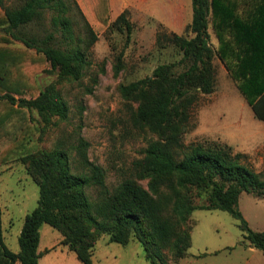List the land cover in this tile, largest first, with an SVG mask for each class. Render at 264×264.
<instances>
[{
	"label": "trees",
	"instance_id": "obj_1",
	"mask_svg": "<svg viewBox=\"0 0 264 264\" xmlns=\"http://www.w3.org/2000/svg\"><path fill=\"white\" fill-rule=\"evenodd\" d=\"M83 2L100 25L110 24V0ZM192 3L193 17L187 28L194 36L173 34L169 38L183 54L180 61L160 64L152 75L120 86L123 98L137 104L131 114L133 125L159 136L148 144L136 166L147 186L129 178L109 190L104 170L88 158L87 141L81 139L78 146L85 172L75 173L65 148L40 149L42 127L31 119V109H36L44 121L53 116L65 120L69 107L60 91L51 84L44 87L28 66L47 62L62 79L79 81L92 63L89 53L97 32L89 27L87 38L77 40L64 0H24L15 7H7L0 0L5 8L0 26L8 24L10 34L17 39L20 36L11 30L52 11L53 24L69 44L59 45L54 33L43 39L22 37L39 57L0 46V101L8 105L0 110V165L22 158L39 186L38 206L25 216L18 252L5 242L0 208V264H39L40 228L45 223L61 232V244L74 251L83 264H93L94 248L104 233L111 241L124 245L136 238L153 264H169L168 254L178 262L189 256L192 214L198 208L229 212L239 221L243 237L264 255V232L253 230L239 209L243 192L264 198V173L243 163L241 154L229 145L187 146L183 141L193 104L201 93H211L215 86L213 60L217 52L208 32L211 12L220 57L240 81L239 88L248 104L255 106L264 95V0L246 19L236 13L231 0ZM128 13L124 10L110 24L127 32V45L133 29ZM227 32L232 38L226 37ZM183 62L188 64L178 71ZM119 71L120 65L116 75ZM36 91L38 96L25 98ZM92 187L98 189L96 199L88 193ZM204 194L205 202L198 203Z\"/></svg>",
	"mask_w": 264,
	"mask_h": 264
},
{
	"label": "rangeland",
	"instance_id": "obj_2",
	"mask_svg": "<svg viewBox=\"0 0 264 264\" xmlns=\"http://www.w3.org/2000/svg\"><path fill=\"white\" fill-rule=\"evenodd\" d=\"M3 1L7 7L20 6L24 2ZM231 1L236 13L246 19L263 0ZM64 2L76 39L87 38L89 27L97 32L98 38L90 48L92 63L79 81L62 79L47 62L28 66L44 87L54 85L69 107L67 119L53 116L50 121H44L36 109H31L32 122L42 127L38 140L40 149L65 148L73 172L83 173L85 169L80 162L78 146L84 139L88 142V158L104 170L109 190L129 178L146 187L147 181L139 178L137 162L144 157L148 144L159 136L147 128L133 125L131 114L137 104L123 98L120 86L152 75L160 64L180 61L183 54L169 38L173 34L194 36L187 28L193 17L192 0H110V24L124 10L129 11L133 29L128 45L127 32L121 31L118 25L101 24L103 26L99 28L100 22L86 9L83 0ZM4 12V6L0 5V17ZM54 14L45 11L33 22L11 30L21 37L19 39L10 34L8 24L0 26V46L7 45L39 57L36 49L27 47L22 37L43 39L54 33L59 45L68 47L59 28L53 24ZM208 22L209 41L217 52L213 60L215 86L211 93H201L193 104L183 141L187 146L196 143L229 145L233 152L241 154L243 163L264 173V95L255 106L248 104L239 88L240 81L233 77L226 61L220 57V41L212 12ZM226 37L232 38L228 32ZM185 64L188 63L183 62L177 70L183 71ZM118 65L120 71L116 75ZM38 95L39 91L27 93L25 98ZM7 106L0 101V110ZM88 193L92 199L98 197L97 188H89ZM205 196L198 198V203L205 202ZM38 199L39 186L22 158H13L0 165L3 234L6 244L15 252L20 249L19 235L25 216L38 206ZM239 209L253 230L264 232V198L243 192ZM192 218L194 227L189 256L175 262L168 254L169 264H264L262 251H250V243L243 237L239 221L229 212L198 208ZM40 232V248L54 249L46 257L45 252L42 254V264H83L74 251L61 244L60 231L45 223ZM92 259L93 264H153L136 238L124 245L111 241L106 233L98 238Z\"/></svg>",
	"mask_w": 264,
	"mask_h": 264
},
{
	"label": "crops",
	"instance_id": "obj_3",
	"mask_svg": "<svg viewBox=\"0 0 264 264\" xmlns=\"http://www.w3.org/2000/svg\"><path fill=\"white\" fill-rule=\"evenodd\" d=\"M40 242H41V240H40ZM51 248L52 247H45V248L41 249L40 248V244H39V252H41L42 254L45 252V255H44L45 257H46V255H48L49 253H51V251L54 250V249H51ZM48 249H49V251H46ZM249 249H250V251L255 252V249H257V248H255L252 244H250ZM44 256H41V258L39 260V264H42V260H43Z\"/></svg>",
	"mask_w": 264,
	"mask_h": 264
}]
</instances>
